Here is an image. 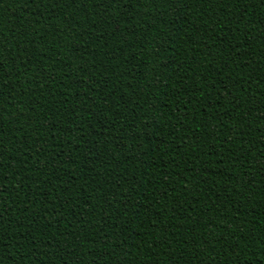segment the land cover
Here are the masks:
<instances>
[{
  "label": "trees",
  "instance_id": "obj_1",
  "mask_svg": "<svg viewBox=\"0 0 264 264\" xmlns=\"http://www.w3.org/2000/svg\"><path fill=\"white\" fill-rule=\"evenodd\" d=\"M0 264H264V0H0Z\"/></svg>",
  "mask_w": 264,
  "mask_h": 264
}]
</instances>
